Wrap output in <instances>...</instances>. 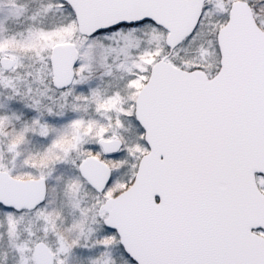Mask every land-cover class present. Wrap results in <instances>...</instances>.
Instances as JSON below:
<instances>
[{
	"label": "snow or ice",
	"instance_id": "6c2138e0",
	"mask_svg": "<svg viewBox=\"0 0 264 264\" xmlns=\"http://www.w3.org/2000/svg\"><path fill=\"white\" fill-rule=\"evenodd\" d=\"M0 264H264V0H0Z\"/></svg>",
	"mask_w": 264,
	"mask_h": 264
},
{
	"label": "rangeland",
	"instance_id": "374dc122",
	"mask_svg": "<svg viewBox=\"0 0 264 264\" xmlns=\"http://www.w3.org/2000/svg\"><path fill=\"white\" fill-rule=\"evenodd\" d=\"M6 12H7V9H4L3 11H0V15H3Z\"/></svg>",
	"mask_w": 264,
	"mask_h": 264
}]
</instances>
